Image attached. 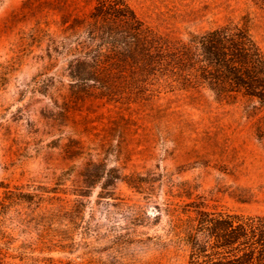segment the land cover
Instances as JSON below:
<instances>
[{
	"label": "rangeland",
	"instance_id": "1",
	"mask_svg": "<svg viewBox=\"0 0 264 264\" xmlns=\"http://www.w3.org/2000/svg\"><path fill=\"white\" fill-rule=\"evenodd\" d=\"M127 2L170 47L246 22L264 52V0ZM96 5L0 0V264H189L183 204L264 216V106L106 47L94 65Z\"/></svg>",
	"mask_w": 264,
	"mask_h": 264
},
{
	"label": "trees",
	"instance_id": "2",
	"mask_svg": "<svg viewBox=\"0 0 264 264\" xmlns=\"http://www.w3.org/2000/svg\"><path fill=\"white\" fill-rule=\"evenodd\" d=\"M91 19L86 31L98 48L90 59L94 65L104 58L106 47L114 53L115 62L150 65L153 75L168 66L180 84L201 83L219 101L228 102L235 93H242L264 106V52L246 22L228 23L170 47L127 0H97ZM71 67L74 83L86 88L91 81L87 75L93 72L84 63ZM39 195L26 192V201L43 199ZM202 203L183 204L174 220V235L190 248L189 264H264V216L201 209ZM192 207L195 217L189 215ZM71 208L67 212L78 217L80 210Z\"/></svg>",
	"mask_w": 264,
	"mask_h": 264
}]
</instances>
